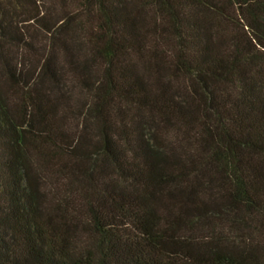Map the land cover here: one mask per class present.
<instances>
[{
    "label": "trees",
    "instance_id": "1",
    "mask_svg": "<svg viewBox=\"0 0 264 264\" xmlns=\"http://www.w3.org/2000/svg\"><path fill=\"white\" fill-rule=\"evenodd\" d=\"M44 1L0 0V264H264V0Z\"/></svg>",
    "mask_w": 264,
    "mask_h": 264
},
{
    "label": "rangeland",
    "instance_id": "2",
    "mask_svg": "<svg viewBox=\"0 0 264 264\" xmlns=\"http://www.w3.org/2000/svg\"><path fill=\"white\" fill-rule=\"evenodd\" d=\"M45 5L46 7H52L54 4H56L53 0H45ZM57 6V5H56ZM55 9H59L60 10V7L58 5V8H55ZM56 11V10H55ZM41 38H44L42 35H40L38 41L36 42L38 44V46H40V44L42 43L40 40H42ZM41 47V46H40ZM33 57V59H36V57L34 56H31V58Z\"/></svg>",
    "mask_w": 264,
    "mask_h": 264
}]
</instances>
